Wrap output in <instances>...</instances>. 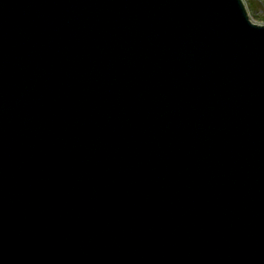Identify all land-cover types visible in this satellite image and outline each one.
I'll list each match as a JSON object with an SVG mask.
<instances>
[{
  "label": "water",
  "instance_id": "1",
  "mask_svg": "<svg viewBox=\"0 0 264 264\" xmlns=\"http://www.w3.org/2000/svg\"><path fill=\"white\" fill-rule=\"evenodd\" d=\"M0 264H264L242 0H0Z\"/></svg>",
  "mask_w": 264,
  "mask_h": 264
},
{
  "label": "rangeland",
  "instance_id": "2",
  "mask_svg": "<svg viewBox=\"0 0 264 264\" xmlns=\"http://www.w3.org/2000/svg\"><path fill=\"white\" fill-rule=\"evenodd\" d=\"M249 19L259 25L264 24V0H242Z\"/></svg>",
  "mask_w": 264,
  "mask_h": 264
}]
</instances>
